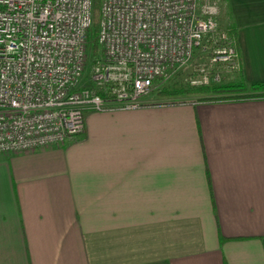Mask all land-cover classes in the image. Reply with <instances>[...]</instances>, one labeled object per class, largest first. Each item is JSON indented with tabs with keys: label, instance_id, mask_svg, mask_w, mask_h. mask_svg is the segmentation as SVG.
<instances>
[{
	"label": "crops",
	"instance_id": "1",
	"mask_svg": "<svg viewBox=\"0 0 264 264\" xmlns=\"http://www.w3.org/2000/svg\"><path fill=\"white\" fill-rule=\"evenodd\" d=\"M227 11L264 82V0ZM178 103L88 110L64 143L0 155V264H264V98Z\"/></svg>",
	"mask_w": 264,
	"mask_h": 264
},
{
	"label": "built area",
	"instance_id": "2",
	"mask_svg": "<svg viewBox=\"0 0 264 264\" xmlns=\"http://www.w3.org/2000/svg\"><path fill=\"white\" fill-rule=\"evenodd\" d=\"M0 0V155L59 145L85 112L134 109L190 67V86L239 69L221 0Z\"/></svg>",
	"mask_w": 264,
	"mask_h": 264
},
{
	"label": "trees",
	"instance_id": "3",
	"mask_svg": "<svg viewBox=\"0 0 264 264\" xmlns=\"http://www.w3.org/2000/svg\"><path fill=\"white\" fill-rule=\"evenodd\" d=\"M222 6L221 10L225 13L223 14V18L226 15H229L227 11V0H221ZM100 0H93V24L90 28L89 32V41H88V53L90 57L98 55L100 53V47L97 43V28H98V14L100 8ZM226 5V6H225ZM229 29L230 36H234V28L231 25L226 26ZM235 73V78L233 80L224 81L220 83H211L209 85L190 86L187 82V77L183 83H173L170 84L171 81L168 82L167 85H162L158 87L155 91L157 97L159 98H172V97H191L196 102H210V101H223V100H248V99H261L264 98V82L260 83H246L244 81L243 76L240 74L239 69L234 70L232 74ZM182 75L178 73L176 76ZM174 76V77H176ZM174 77L172 79H174ZM171 79V80H172ZM170 84V85H169Z\"/></svg>",
	"mask_w": 264,
	"mask_h": 264
},
{
	"label": "rangeland",
	"instance_id": "4",
	"mask_svg": "<svg viewBox=\"0 0 264 264\" xmlns=\"http://www.w3.org/2000/svg\"><path fill=\"white\" fill-rule=\"evenodd\" d=\"M205 58L204 59H201V60H198L196 61V58L191 62V66L186 68L182 75L180 76H176L174 77V79L171 80L170 84H173V83H183L185 82V79H186V75L188 73V70L191 69L193 67V65L196 63V62H204ZM173 78V77H172ZM223 80L226 81L225 79V76L223 77ZM168 83H165V85H167ZM169 84V85H170ZM157 89L155 90H152L150 94H148L144 99H143V103L144 104H150V105H155L156 108H159L160 107H172V106H178L180 103L178 102H184L185 100H190V99H193L191 97H183V98H178V97H172V98H158L157 95H156V91ZM184 100V101H182ZM135 109V108H134ZM134 109H128V110H134ZM95 112V111H94ZM96 112H100V111H96ZM95 112V113H96ZM177 112H180V111H177Z\"/></svg>",
	"mask_w": 264,
	"mask_h": 264
}]
</instances>
